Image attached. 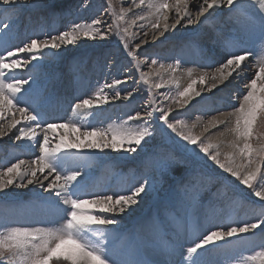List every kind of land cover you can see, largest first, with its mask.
<instances>
[{
    "label": "snow or ice",
    "instance_id": "snow-or-ice-1",
    "mask_svg": "<svg viewBox=\"0 0 264 264\" xmlns=\"http://www.w3.org/2000/svg\"><path fill=\"white\" fill-rule=\"evenodd\" d=\"M139 2L141 5L144 4V0ZM254 3L259 5L261 12H264V0H254ZM240 4L241 0H172V3L163 0L158 5H149L156 7L151 27L164 36L170 28L173 32L177 30L178 25L187 29L193 24L203 23L201 18L207 20L217 10H222L223 5H227L231 13ZM26 7L35 9L36 0H30L28 4H24L23 0H0V10L12 14L7 23L0 19V36L7 33L16 22L13 16L18 15ZM40 7L50 6L45 0ZM165 10L174 13L175 23L170 26L169 16L164 14L161 31L160 17ZM193 10L195 19L192 15ZM138 19L143 20L144 17L140 16ZM104 23L105 21L100 18L87 24L72 23L66 30L55 34L44 32L42 37L37 34L22 46L0 48V120L7 121L6 125L0 123V136L8 135L13 128L20 125L19 134L13 133L15 139L17 141L24 139L33 146H39V155L31 161L32 166L21 171L20 167L24 161L20 160L0 172V195H7L10 187L24 189L37 184L43 192L49 193L45 199H51L53 196L56 198L54 203L61 221L56 228L17 226L0 232V264H206L199 259L201 252H206L209 247H218V242L228 243L232 238L241 239L257 231L264 235V141L259 147H254L250 143L253 138V126L264 124V64L260 65L255 75L244 84L246 91L238 96L239 107L234 106L235 111L223 120L213 117L199 135L190 134L186 127H181L182 119L173 114L170 108L164 107L163 101L158 103L155 99L149 101L148 111L143 114L137 111L135 115L127 117L126 123L135 122L137 127L120 126L108 129L85 127L81 130L84 126L71 121L48 122L40 106L47 103L49 97L42 94L39 78L31 74L24 78L17 75L18 71L24 69L31 73L34 68L41 67L47 58L46 54L51 53L55 56L70 45L78 47L81 36L88 39L98 36L103 41L118 35V46H122L126 57L137 61L139 55L137 50L145 41H140L133 48L130 41L138 39L137 36L127 35V28L124 29L123 35L119 34V29L116 32L104 31L102 29ZM108 27L111 28L112 25L109 24ZM140 27L143 29L144 25ZM246 31L247 35L240 38V43L250 41L253 45L252 50L234 48L229 38L223 37L218 30L217 35L209 36L212 43L209 50L210 58L213 62L202 67L214 68V71L204 72L183 90L177 89L175 103L180 109L186 110L197 97L204 100L205 90L215 95V91H219L221 85L227 87L232 80L247 78L246 70L252 71L247 63L248 58L254 55L258 41L264 45V16L260 17L258 28L253 25ZM152 63H157V60L152 59ZM139 68L137 62V71ZM140 79L144 83L148 81V77L143 74ZM206 81L208 83L205 85ZM123 83L125 81L115 79L112 84H105L104 87L117 89L113 99L128 100L133 97L135 90L121 96L120 86ZM197 83L205 85V88L193 94V85ZM161 87V84H156L157 89ZM168 99L172 98L164 96L165 101ZM107 102V94L102 88L94 94V98L78 99L71 107L74 112L92 111ZM13 109L15 113L9 117L8 113ZM16 113L23 117V122L15 118ZM232 117L234 126L226 128L224 132H218L221 137L225 132H232L235 135V139L229 144L231 150L222 152V144L212 142L205 134L227 125ZM57 128H66L74 134L72 142H67L64 136H60L55 147H52L48 133L54 134ZM36 129L42 132L43 140L37 138ZM157 135L160 136L161 143L153 146L154 172L159 175L161 181H172L171 187L178 204L184 206L186 210L198 204V189L206 176L208 180L218 183L229 182L236 189L237 195L247 191V203L253 208H259V214L251 219L228 224L209 222L206 233H201L202 238L198 237L186 248L180 245L179 252L173 249L166 261L151 258L139 246L133 248L128 259H121L109 246L112 233L121 218L135 213L145 197L159 191L155 176H142L133 185L119 190H90L86 179L89 171L79 167L65 169L62 157L68 155L85 157L98 150L99 153L110 151L135 158L133 154L140 155L139 150L147 146ZM241 139L243 146L239 143ZM165 142L170 143L174 150L165 151ZM62 149L68 151L62 152ZM195 165H200L205 170L200 177L196 176ZM45 172L48 175L41 180L38 173L43 175ZM53 174L54 179L45 187L44 181ZM165 211L168 209L165 208ZM89 234L100 239H89ZM177 255L179 259L175 258ZM257 258L260 264H264V250L250 257L252 260Z\"/></svg>",
    "mask_w": 264,
    "mask_h": 264
},
{
    "label": "rangeland",
    "instance_id": "rangeland-1",
    "mask_svg": "<svg viewBox=\"0 0 264 264\" xmlns=\"http://www.w3.org/2000/svg\"><path fill=\"white\" fill-rule=\"evenodd\" d=\"M160 1L163 2V0H144V4L141 5L139 0H135V3H133V0H46L47 4L50 7L41 8L40 5H43L45 3V0H36L37 7L35 9L26 7L18 15L13 16V19L17 21L22 20L23 16H25L26 14V25L24 26L25 23H21L20 25H18L17 29L13 31V35L11 34V32H7L4 35L0 36V48H11L12 46H9L11 45V43L17 46V38L19 37V31H21L20 28L22 25L24 26V28H27V31L22 32V35L24 37H21L23 40L29 35H32V38H35L37 34H40L42 37L44 32H50L55 34L59 31H62V29H67V27L72 23L87 24L91 23L92 20L97 18H100L105 21V23L102 25V29L104 31L116 32L117 29H119V34L123 35L125 34L124 29L127 28V35H135L138 37V39L130 41L131 47L135 48V45L137 43H140V41H145V43L141 45V48L137 50L139 52L137 61H132L131 58L126 57L123 52L122 46H118V35H113L109 39L103 41L98 36L92 37L90 39L81 36V40L78 41L79 46H68L66 50H63L58 54L60 56L58 58L60 59L57 60L55 56H53L51 53H48L46 54L47 58L43 61L41 67L34 68L31 73L27 72L24 69H21L18 71L17 75L24 76V78H27L30 74L38 77L42 76L39 78L42 89L46 83L51 82V78H53L54 81L57 79V83H55V86H57V88H55V92L48 95L51 101L48 99L47 103H44L40 106L41 111L45 114V118L48 120V122H50V118H55L56 116L59 117L60 115L58 112H60V110L65 109L66 107H69L72 104L71 101L75 100L73 102V104H75L76 102H78V99L88 97L94 98V94L103 88L104 92L107 94V103L93 109L92 111L78 110L74 112L72 110V117H61V120L57 119L56 121H54V123L69 121L75 122L78 125L84 126L81 128V130H84L85 127H96L100 129H108L120 126L137 127V124L135 122L131 124L126 123L127 117L129 115H135L137 111L141 112L142 114L148 111L149 109L147 108V105L149 101L155 99L158 103L163 101L164 107L170 108L173 114H176L179 118L182 119L184 124L182 123L181 127H186V130L190 129L188 130L190 134L199 135L203 131V127L206 125V123L212 117L217 116V110L220 112V109H222L223 112H220V115L228 116V114L233 113L235 111V107H239L238 96L239 94L246 91L244 88V84L247 83L248 78H252L254 74L251 76H249L250 74H247L246 81L242 82L241 84H235L234 82V89L225 88L224 90L222 89L223 85H221L220 90H214L215 95L211 94L212 96L205 90L203 91V95L205 96L204 100H200L197 97L196 100L201 102H194L193 104H191L190 106H193L192 109L190 106L186 110L180 109L175 103V94L177 90L174 87H171L173 85L172 79L175 76L174 73H177L181 76H188L190 75V73H193L191 70H202L203 72H211V70L214 71V68H202V66L199 64H195L193 66L183 57H195V53L192 52L194 44L193 36L196 38L198 37V40L195 41L201 43L204 40L202 34H205L206 31L210 30L208 29V25L205 24L206 20H204V18H201L203 23L193 24L187 29H185L184 27H182L183 29H180L181 31L190 30L189 32L195 30L193 32L194 34H190L192 36L187 35L186 40L179 43H174L173 41L171 44L172 46H166L165 43H162L163 39H161L160 33L154 30L151 31V29H153L151 27V24L155 19L156 7L153 6L152 8L149 6V4L158 5L159 3H162ZM23 2L24 4H28L30 3V0H23ZM168 3H172V0H168ZM138 7H143V9L140 10L138 9ZM148 7L153 9V17L150 19V21L147 22L149 23L147 30L148 34L147 36H145L144 33L146 32L141 31V28H139L138 26L144 24L143 21H145L147 16L146 11L150 10L148 9ZM226 9L227 8L225 6L222 9L223 11L217 10L216 13L221 11L223 16V14L226 13ZM2 11L3 10H0V14ZM45 11H47V15L49 17H53V15L55 16V20L52 21L53 23H46L45 21H35L37 17H42V15L38 13H45ZM34 12L35 15H33ZM164 14H167L169 16V19L172 16L168 14V12L165 10V13H162L160 17L161 26H163L164 24ZM239 14L240 12H238L237 15L235 14V12L232 15L230 13V17H233L234 21H240L241 19L239 17ZM65 15H68V19H66V23L63 28H60L62 27L64 22L62 21V19L66 18ZM192 15L193 19H195L194 10L192 11ZM140 16H143L145 19H138V17ZM222 16L221 13L218 15V17ZM8 18L1 17L0 19L7 22ZM113 21H115V23H113ZM241 21L240 24L246 23H244L245 20L243 18ZM168 22L171 26V24L175 23V19ZM218 22L220 23V21ZM232 23L234 22L232 21ZM109 24L112 25L111 28L108 27ZM10 29L8 31H10ZM221 30L224 31V29L222 28ZM224 33L230 34L229 32L225 31ZM232 37H235L234 34L232 35ZM157 42L159 43L156 44L155 47H150L149 49H146L147 45H151L152 43ZM173 48H175L176 51L178 50L177 52L180 55L178 53H175L176 55L173 54ZM205 55L203 53L200 58L204 57ZM146 57L149 58L146 60ZM207 58L208 57H206V59ZM152 59H156L157 63L153 64ZM179 60L180 62L178 63ZM137 62H139L140 65L139 71H137L136 69ZM212 62L213 60L210 63ZM262 64H264V62ZM188 66H190V68ZM191 66H193L194 69H192ZM203 72L199 71V74H203ZM246 73H248L247 70ZM142 74L148 77L147 83H144L140 79ZM195 74L196 77L192 78V80L196 78L198 79V77L201 75H199L198 72H196ZM64 78H66V80H64ZM53 79L51 80L53 81ZM115 79L125 81V83L121 84L120 86V88L122 89L121 96L125 95L129 91L135 90L133 92V97L129 98L128 100H124L123 98L113 99L117 89L105 88L104 85L112 84L113 80ZM189 82L191 83V81ZM157 83L161 84L162 87L157 89ZM175 83H178V85L180 83L177 81L174 82V85L175 87L177 86V89L183 90V88H185L181 84L178 86ZM205 83L208 82L206 81ZM198 84L199 83L193 85V88L195 89H192L193 94L205 88V85ZM69 88L74 89V95H71L69 93ZM43 91L44 89L42 90V93ZM223 94H226L228 97L231 98H228L227 96H225V98ZM164 96L171 97L172 99H168L165 101ZM220 100L221 102L227 100L225 101L226 104H218ZM227 103H237V106L234 105L235 107L230 109L219 108L220 106L225 107V105H228ZM203 108L205 109L204 111ZM208 112L210 114H208ZM13 113H15V109H13L12 112H9L8 115L11 117ZM15 118L23 122V117H21L19 113L15 114ZM233 120L227 124L228 126L222 125L219 128L213 129L215 132L211 130V136L209 134H205L207 137L210 136L211 138H213L216 135L218 139L220 138L219 141L218 139L216 141L215 139L212 140L209 137L212 142H220L221 144H223V142L225 141V143L222 145L223 148H221L222 152L231 150L229 148V144L235 139V135L232 132H226L224 135L226 139H224V136H219L218 132H224L225 126L226 128L233 127ZM6 124L7 121L5 125ZM187 125L190 127H187ZM230 125L232 126L229 127ZM17 126L16 128L12 129V136L8 139H5L7 143L12 144L17 141L15 139V135H13V133L17 135L19 134L18 130L20 126ZM36 134L38 139L43 140V134L41 133L40 129H36ZM48 135L50 145L52 147H55V144L58 142L60 136H64L67 142H72L74 134H72L66 128H57L54 134L50 132L48 133ZM252 136L253 138L250 140V143H252L254 147H259V144L264 141V124L259 126L254 125ZM2 137L0 136V140L2 139ZM22 140L24 142L26 141L24 139ZM160 143L161 138L159 135H157L154 140L149 141V144L147 146L139 150L140 155L137 156L136 154H133L135 158H129L127 155L117 154L110 151L105 153H99V151L97 150L93 154L85 156L87 159L85 162H83V167H81V169H87L89 172L90 170L92 171L93 169L98 167L97 170L99 171V175L98 178H95L96 182H94L99 186L98 190L108 188H112L113 190H119L133 185L142 176H155L159 191L153 192L150 194V196L145 197L143 203H141L139 208L136 209L135 213L126 215L121 218L119 225L115 226V230L112 233V239L109 246L112 251L115 252L117 256L121 259H128L129 257L127 256H129V253H131L133 248L139 246L140 249L147 255L151 256V258L158 261H166L169 258V253H171L173 249L179 252L181 250L180 245H184L186 248V246H188L192 241H196L198 237L202 238L201 233H206V230L209 226V222H212L214 219V216H212L211 220H209L210 212H212L213 209H217L216 212H219L221 214L222 212L228 214H231V212H233V219L230 221V223L234 221L251 219L252 217L259 214V208H253L247 203V191L243 192L241 195H237L235 194L236 189L229 182L223 181L218 183L214 180H208L206 176L202 179V186L198 189L199 194L197 196V200L199 201V203L193 205L191 208H188L186 210L184 206L178 204L177 202V197L175 196L171 187L172 181H161L159 175L154 172V158L152 157L153 146H158ZM239 143L240 146H243L242 139L239 141ZM165 144V151L174 150V147L170 143L165 142ZM32 147L33 149H31L30 151H35L39 154V146L32 145ZM10 148L16 149L12 146ZM10 148L6 145L2 146L0 149L9 152ZM18 150L19 149H17V151L14 150V152H19ZM63 151L65 152L68 150ZM11 152H13V150H11ZM14 152L13 154L16 155ZM73 156L74 155H70V159L69 155L66 157L63 156L62 160L64 164L68 166V161L72 160L73 158L74 165L72 164V167H76L75 163L80 162L83 157ZM32 157L26 159L22 158V161L25 162L24 164H27L20 167V170H24L27 165L32 166L31 161L35 156L33 158ZM5 159V161H9L7 157H5ZM209 163L211 162L209 161ZM194 167L196 169L197 177H200L205 171L203 168H201L200 165H195ZM213 167L215 166L213 165ZM105 177L110 179L106 181L107 178L105 179ZM240 187L243 188V186ZM19 190L20 189H14L10 187L7 190L8 194L0 195V199H4L7 202L8 199H12L16 195H18L20 193ZM21 191H24V189H22ZM251 199L256 198L251 197ZM176 203L181 206L179 212L176 211L173 206ZM165 208H167L168 211H165ZM30 210H33V224L30 221L19 222V220L14 217L17 212L21 213L22 211L26 212ZM44 210L45 208L42 205L37 206L36 204L31 207H26L24 205V202L21 201L17 204H14L13 206L6 207L3 210L1 209L0 232H6L9 227L17 226H25L31 228L59 227L61 222L59 220V215L52 214L51 212H47L42 215V211ZM144 212L146 213L143 214ZM234 213L236 214L234 215ZM137 215H141L142 217H144V219L141 221L143 229L141 231L139 230L138 232L139 237L144 239V243L139 242L136 237L137 227L134 226L133 230L129 229L130 225H132L131 219ZM177 218H182L183 223H186L187 226L194 227L195 234L194 231L185 232L184 226L182 224L177 223ZM43 219H48L49 222H46ZM162 232L168 235L173 234L174 238L168 240V238H165L161 235ZM246 236L248 237H243L241 239L232 238V240L228 243L218 242V247H209L206 252H201L199 259L205 261L206 264H260L259 258H257L256 260H252L250 259V257L255 256L257 252L264 250V235L257 231L255 234L249 233ZM88 238L92 240L100 239V237H95L91 234L88 235ZM175 258L179 259V256L177 255Z\"/></svg>",
    "mask_w": 264,
    "mask_h": 264
},
{
    "label": "bare ground",
    "instance_id": "bare-ground-1",
    "mask_svg": "<svg viewBox=\"0 0 264 264\" xmlns=\"http://www.w3.org/2000/svg\"><path fill=\"white\" fill-rule=\"evenodd\" d=\"M149 2V1H148ZM154 2V1H153ZM160 2H162V1H160ZM151 3V2H150ZM157 3V2H156ZM160 4V3H159ZM150 5V4H149ZM226 6V13L225 14H223V16H222V12L221 11H223V10H221V11H219L218 13H215L212 17H209L206 21H205V24H207L208 26H210L211 28H210V30H211V32L213 31V33H215V35H217V30L219 31V33H222V35H223V37H230V36H232L233 34H234V36H238V38L236 39V41L235 40H230V42H231V44H232V46L234 47V48H236V49H240V48H243L244 46H247L248 45V47H249V50H252V48H253V45H252V43L250 42V41H248V42H245V43H243V44H241L240 43V38L241 37H246V35H247V29H249V28H251L253 25L255 26V27H257V26H259V24H260V17H262V16H264V12H261L260 11V9H259V5L258 4H256V3H254V0H241V4L240 5H237L236 6V8L233 10L234 12H235V14L237 15V13L238 12H240V14H239V17H240V19L242 20V18L245 20L244 21V23L245 24H240V21L239 20H236V21H234V19H233V17L231 18L230 17V13H229V10H228V6L227 5H223L222 6V9L224 8ZM241 6H243V7H241ZM145 8V7H144ZM153 8V7H152ZM138 9H140V10H142L143 9V7H138ZM147 9V8H146ZM148 9H150V10H147L146 11V14H147V16H146V19H145V21H143L144 22V24H142V25H144V27H143V29H141V31H143V32H146V35L145 36H147V34H148V32H147V30H148V24L149 23H147L148 21H150V19L153 17L152 16V13H153V9H151V8H149L148 7ZM243 10V11H242ZM139 11V10H138ZM167 11V10H166ZM232 11V12H233ZM168 12V11H167ZM231 12V15L234 13H232ZM27 13V12H26ZM44 13V12H43ZM132 13V12H131ZM134 13V12H133ZM221 13V16L222 17H218V15ZM168 14H170V15H172L171 17H170V19H169V21H172V20H174L175 18H174V13H171V12H168ZM10 15H12L11 13H4L3 11L1 12V14H0V18L1 17H3V18H5V17H9ZM34 15V14H33ZM68 15H65V19H62V21H64L63 22V25H62V27H60V28H63V26L65 25V23H66V19H68V17H67ZM234 18H236V17H234ZM43 19L45 20V22L46 23H51L52 21H54L55 20V16L53 15V17H49L47 14L45 15V16H43ZM202 20V19H201ZM8 21V20H7ZM25 21H26V14H25V16H23V19L22 20H19L17 23H13L12 24V27H11V29H10V31H8V32H11V34H14V32L13 31H15V29H17V26L18 25H20L21 23H25ZM154 21V20H153ZM218 21H220V23L218 22ZM232 21L234 22V23H232ZM34 22V21H33ZM237 22V23H236ZM242 22V21H241ZM7 23V22H6ZM53 23V22H52ZM221 23H224V24H221ZM243 23V22H242ZM34 24V23H33ZM151 24V23H150ZM26 25V23L24 24V26ZM49 25V24H48ZM140 25V24H139ZM24 26L22 25L21 26V33L22 32H25V31H27V28L25 27L24 28ZM33 26V25H32ZM31 26V27H32ZM50 26V25H49ZM141 26V25H140ZM140 26H138L139 28H141ZM150 26V25H149ZM137 27V26H136ZM137 27V28H138ZM220 27V28H219ZM34 28V27H33ZM182 28V26H180V25H178L177 26V30H175L174 32L171 30V28H170V30H169V32H167L164 36H161V39H163V42L162 43H165L166 44V46H168V47H170V46H172L171 44H172V42L174 41V43L175 42H182V41H184V40H186L187 38V35H190V34H194L193 32L195 31H191V32H189L190 30H188V31H185V30H180ZM221 28L222 29H224L225 30V32H229L230 34H226V33H224V31L223 30H221ZM29 29H30V27H29ZM183 29V28H182ZM66 30V29H65ZM153 29H151V31H152ZM161 30H163V26H161ZM62 31H63V29H62ZM204 31V30H203ZM13 32V33H12ZM205 32V31H204ZM145 34V33H144ZM199 35H201V34H199ZM203 35V37H204V40H203V42H201V43H199V42H197V41H195V40H198V37L196 38V37H194L193 36V39H194V44H193V50H192V52H194L195 53V57H185V56H183L188 62H190L191 63V65H195V64H200L201 66L202 65H204V64H208V63H210L211 61H212V59L210 58V52H209V49L208 48H206L205 46H208L209 48L210 47H212V43H211V41L210 40H207V33H205V34H202ZM144 36V37H145ZM190 36H192V35H190ZM33 37V36H32ZM19 39L17 40V43H16V45H18V44H20V45H22L25 41L22 39V37H21V35H19V37H18ZM148 38V37H147ZM199 38H201V37H199ZM4 41V40H3ZM2 42V41H1ZM11 42H13V41H11ZM159 42H157V43H152L151 45H147L146 46V49H149L150 47H155V45L156 44H158ZM161 43V44H162ZM234 44V45H233ZM1 45V44H0ZM200 45H201V47H200ZM211 45V46H210ZM9 46H12V47H14L15 45L14 44H12L11 43V45H9ZM178 47V46H177ZM195 47H197V48H195ZM181 48V47H180ZM179 48V49H180ZM247 49V48H246ZM190 50V49H189ZM172 51L174 52L173 54H177L178 52V50L176 51L175 50V48H173L172 49ZM197 53H199V54H197ZM204 53V55L205 54H207V55H205L206 57H208L207 59H206V57L204 56V57H201L200 58V56H202V54ZM175 54V55H176ZM179 54V53H178ZM175 55H173V56H175ZM180 55V54H179ZM58 57H60L59 55H55V58L58 60V59H60V58H58ZM73 57V56H72ZM177 57V56H176ZM182 57V58H183ZM54 58V59H55ZM175 58V57H174ZM183 58V59H184ZM173 59V58H172ZM182 60V59H181ZM174 61H176V60H174ZM178 62H180V60L178 61ZM264 62V45H261V43L258 41L257 43H256V45H255V49H254V55H252V56H250L249 58H248V60H247V63H248V65H249V67L252 69V71H250V72H248V73H246V76H247V74H250L249 76H251V75H255V73H256V71L258 70V67L260 66V64H262ZM182 64V63H181ZM176 65V64H175ZM259 65V66H258ZM52 66V65H51ZM50 66V67H51ZM193 66H191V68L192 69H194V67ZM216 66H218V65H216ZM53 67V66H52ZM189 68H190V66H188ZM203 68V67H202ZM206 70V69H205ZM193 73H190V75H188V76H181V75H178L177 73H174L175 74V76H174V78L172 79V84L174 85V82H179L183 87H186V86H188V84H190V82L189 81H192V78H194V77H196V72H198V74H199V71H201V72H203L202 70H199V71H196V70H191ZM196 71V72H195ZM212 71V70H211ZM171 72V71H170ZM210 72V71H209ZM204 73V72H203ZM51 74H53V73H51ZM201 74V73H200ZM199 74V75H200ZM32 75V74H31ZM38 77V76H37ZM40 77H42V76H40ZM40 77H38V78H40ZM197 77H198V75H197ZM43 79H44V77H43ZM51 79H53V78H51ZM50 79V83H46L45 85H44V87H43V89L45 90V92H44V96H46L47 95V93H48V88L50 87H54L55 86V83H57L56 82V80L54 81V79H53V81ZM197 79V78H196ZM247 79V78H246ZM246 79H242V80H232L231 81V83H229L228 84V86L227 87H224V86H222V89H224L225 90V88L226 89H234V85L235 84H241L242 82H244V81H246ZM249 79V78H248ZM64 80H66V78H64ZM43 81V80H42ZM59 82V81H58ZM235 82V84H233ZM166 84V83H165ZM175 84H177L178 85V83H175ZM179 84V85H180ZM207 83H205V85H206ZM72 85H73V83H72ZM171 85V84H170ZM171 86V87H174L176 90H177V86L175 87V85L174 86ZM178 85V86H179ZM198 85H200V84H198ZM42 87V86H41ZM52 87V88H53ZM195 87V86H194ZM55 88H57V86H55ZM194 89V88H193ZM181 90V89H180ZM195 90V89H194ZM197 90V89H196ZM199 90V89H198ZM69 92H70V90H69ZM175 92V91H174ZM195 92V91H194ZM225 92H227V91H225ZM208 93V92H207ZM206 93V94H207ZM223 93H224V91H223ZM218 94V93H217ZM222 94V93H221ZM57 95V94H56ZM74 95V94H73ZM174 95V94H173ZM211 95V94H210ZM209 95V96H210ZM224 95V97L225 96H227L226 94H223ZM212 96V95H211ZM217 96V95H216ZM221 96V95H220ZM228 97V96H227ZM226 98V97H225ZM228 98H231V97H228ZM197 99V98H196ZM222 99V98H221ZM50 101H51V99H49ZM211 100V99H210ZM197 100H195V101H193L191 104H193L194 102H196ZM225 101H227V100H225ZM221 102V100L218 102V104H220V105H224V104H226V102ZM199 102V101H198ZM201 102V101H200ZM199 102V103H200ZM204 102V101H203ZM223 103V104H222ZM190 104V105H191ZM209 104V103H208ZM217 104V103H216ZM228 105H225V107H222V106H220L219 108H234V105H236L237 106V103L235 104V103H227ZM198 105V104H197ZM210 105V104H209ZM65 106V105H64ZM204 106V105H203ZM211 106V105H210ZM60 107H61V105H60ZM191 107V109H192V107L193 106H190ZM200 107V106H199ZM215 107V106H214ZM189 108V106L187 107V109ZM206 108H208V107H206ZM211 108V107H210ZM218 108V107H217ZM51 109V108H50ZM201 109V108H200ZM212 109H213V107H212ZM205 109L203 108V111H204ZM216 110V109H215ZM221 111L220 112H223L222 111V109H220ZM201 111V110H200ZM210 111V110H209ZM54 112V111H53ZM197 112V111H196ZM202 112V111H201ZM206 112H207V110H206ZM218 110H217V112H216V117L215 118H217L218 120H223V119H225V117L227 116H225V115H220V112H219V114H218ZM51 113V112H50ZM61 113H63V115H68L67 113H68V110H65L64 112L63 111H61ZM72 114H73V111L71 112ZM200 113V112H199ZM214 113V112H213ZM17 114V113H16ZM57 114V113H56ZM201 114V113H200ZM203 114V113H202ZM208 114H210L209 112H208ZM20 115V114H19ZM9 116V115H8ZM202 116V115H201ZM210 116V115H209ZM208 116V117H209ZM211 116H212V114H211ZM10 117V116H9ZM56 117H58V116H56ZM55 117V118H56ZM211 118V117H210ZM213 118V117H212ZM211 118V119H212ZM60 119V118H59ZM210 119V120H211ZM234 119V117H232L230 120H229V122H231L232 120ZM61 120V119H60ZM68 121V120H67ZM234 121V120H233ZM0 123H6V121H2V120H0ZM184 124V123H183ZM207 124V123H206ZM182 125V124H181ZM18 126H20V125H18ZM17 126V127H18ZM186 126V125H185ZM192 126V125H191ZM194 126V125H193ZM228 126V125H227ZM232 125H230L229 127H231ZM187 127H190V126H188L187 125ZM224 127V126H223ZM222 127V128H223ZM204 128V127H203ZM225 129H226V126L224 127ZM223 128V129H224ZM192 129V128H191ZM222 129V130H223ZM188 130H190V129H187V131ZM213 130V129H212ZM66 131V130H65ZM214 131V130H213ZM213 131H212V134H213ZM224 131V130H223ZM191 132V131H190ZM215 132V131H214ZM218 132V131H217ZM42 133V132H41ZM211 133V132H210ZM210 133H207V135L209 134L210 135ZM226 133V132H225ZM230 133V132H229ZM196 134V133H195ZM199 134V133H198ZM215 134V133H214ZM58 135V134H57ZM12 136V134H11V132H9L8 133V135H6V136H1L2 137V139L0 140V146L2 147V146H6L7 145V147H11L12 145L9 143H7L6 142V140L5 139H8V138H10ZM211 136V135H210ZM209 136V137H210ZM213 136V135H212ZM57 138V137H56ZM211 138V137H210ZM229 138V137H228ZM212 140L213 139H215L216 141H217V137H216V135L213 137V138H211ZM220 139V138H219ZM219 139H218V141H219ZM224 139H226L225 138V136H224ZM230 139V138H229ZM214 140V141H215ZM27 141V140H26ZM224 141V140H223ZM51 142V141H50ZM24 143V141L22 140H20V142L18 143V144H16L15 145V147H13V148H18L20 145H22ZM225 143V141L223 142V144ZM227 143V142H226ZM228 143H229V141H228ZM6 144V145H5ZM28 144H31L30 142L28 143ZM222 144V145H223ZM19 145V146H18ZM0 147V148H1ZM223 148V147H222ZM7 149V148H6ZM11 150H14V149H11L10 148V150H9V152L8 151H5V150H1L0 149V172H2L3 170H5L7 167H10L12 164H14V163H17L18 161H20V160H22V158H25V157H27V158H31L32 156L34 157H36V156H38L39 154L37 153V152H33V151H29V150H26V151H21V156H18V154H16V155H14L13 154V152H11ZM64 150V149H63ZM62 150V151H63ZM64 152V151H63ZM8 153H9V155H8ZM6 155H8V156H6ZM5 157H7L8 159H9V161H5L6 159H5ZM32 157V158H33ZM34 157V158H35ZM66 157V156H65ZM74 157V156H73ZM111 157V156H110ZM33 158V159H34ZM72 158V157H71ZM26 159V158H25ZM69 159H70V155H69ZM72 161H73V158H72ZM109 161V160H108ZM107 161V162H108ZM99 162H100V160H99ZM101 162H102V160H101ZM104 162V161H103ZM110 162V161H109ZM25 163V162H24ZM27 164V163H26ZM26 164H22L21 165V167L22 166H24V165H26ZM29 164V163H28ZM67 164H68V162H67ZM107 164V163H106ZM74 165V164H73ZM101 165V164H100ZM99 165V166H100ZM30 165H27V167H29ZM91 166V165H90ZM27 167H25V168H27ZM68 167V166H67ZM101 167V166H100ZM89 169V168H88ZM21 171H23V170H21ZM91 171V170H90ZM38 175L40 176V179L41 180H43L44 179V176H46V175H48L47 174V172H45L43 175H40L39 173H38ZM98 175H99V173H97V175L95 176V178L97 177L98 178ZM107 177H105V179H106ZM54 179V174H53V176H49L48 177V180H46V181H44V183H45V187L47 186V183L48 182H51L52 180ZM110 179V178H109ZM108 178L106 179V181L107 180H109ZM115 181V180H114ZM120 181V180H119ZM17 182H19V181H17ZM88 183V185H89V188H90V190H97V188L93 185V183L92 182H87ZM95 184V183H94ZM103 185V184H102ZM105 185H106V182H105ZM109 185V184H108ZM27 188H28V190L27 189H24V191L25 192H36V191H40V192H42V190L40 189V187H39V185H37V184H33V185H30V186H27ZM108 189H112V188H108ZM22 189H20L19 190V192H21L22 194H24L25 192L24 191H21ZM47 196H49V193L47 194ZM22 198V197H21ZM21 198H19V199H21ZM85 198H87V197H85ZM14 200H18V199H14ZM181 208V206H179V209ZM229 209V208H228ZM230 211H232V210H230ZM236 213H234V215H235ZM142 215V214H141ZM231 215H232V217H233V212H231ZM53 217H54V215H53ZM60 220V219H59ZM174 238V235H168V239H173ZM175 246V245H174ZM161 247H163V246H161ZM166 248V247H165ZM166 254V253H165Z\"/></svg>",
    "mask_w": 264,
    "mask_h": 264
}]
</instances>
